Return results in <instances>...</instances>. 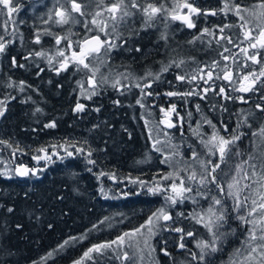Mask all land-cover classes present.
I'll use <instances>...</instances> for the list:
<instances>
[{
    "label": "trees",
    "instance_id": "trees-1",
    "mask_svg": "<svg viewBox=\"0 0 264 264\" xmlns=\"http://www.w3.org/2000/svg\"><path fill=\"white\" fill-rule=\"evenodd\" d=\"M222 1L207 7L218 12V19L200 23L193 20L195 27L188 28L183 22L172 20L166 12L158 14L150 26H146L142 12L132 9L130 0H125L129 10L135 11L136 18H127L125 28L120 26L119 21L108 22L107 37L117 47L107 55L101 53L100 59L106 61L104 65L96 58L90 59L92 67H100L97 81L101 76L107 77V83L99 84L91 99L80 93L84 76L91 75L87 69L78 71L75 65H71L66 71L58 73L59 65L48 62L47 57L55 44L53 40L66 35L49 26L55 19L57 2L38 12V16L33 15L34 25L30 23L29 39L32 43L39 31L41 43L32 44L28 50L26 43H22L17 35L23 31L13 25L14 16H8L6 10L2 12L0 23L12 25V33L7 41L14 44V49L23 59H18L16 66L21 68L22 73L18 71L14 77L6 79L8 85L11 83L14 86L10 87L12 95L6 94L5 100L15 98L0 118V141L6 142L0 143V264H75L93 245L114 240L118 235L139 227L160 208H164L173 219L169 222L161 220L156 229L158 234L150 245H154L153 248L156 246L158 251L155 249L151 255L143 254L142 261L136 252L133 258L135 264H200L192 259L191 253L199 254L196 242L210 239V234L201 224L188 218L197 209L193 207L192 211L189 207L192 199L171 205L165 199L168 192L153 193L149 188L171 184V180L163 181L160 177L187 165L191 167H188V172L180 171L181 177L186 178L192 168L199 171L196 167L198 164L190 159L193 150L199 153L200 159L212 158V161H217L218 157L210 155L200 143L201 137L208 139L213 132L206 120H211L220 134L226 137L234 132H244L246 141L237 142L240 150L239 145L243 142L246 143L245 148L249 149L253 143L252 132L264 125V112L256 108L258 103L263 102L264 96V88L259 86V82L255 92L233 91L239 87L243 75L253 71L259 73L264 66V56L258 58L262 60L261 64L245 60L240 49L249 45L243 40V30L238 26L242 21L232 11H222L226 2L253 9L260 0ZM81 2L83 15L87 18V5ZM137 3L141 7L149 3L157 7L161 5L159 0H137ZM48 13H51V20L48 18L47 21L49 25L45 23ZM73 15L76 17L77 14ZM70 20L72 22L73 19ZM73 22L81 23L77 18ZM257 23L249 20L248 27L257 30ZM114 24L116 32L112 30ZM224 25L233 27L225 28L220 33L219 27ZM74 27V23L66 24L68 38H77L79 33ZM205 28L213 34H202ZM71 30L77 34L69 36ZM256 34L257 31L253 33ZM0 35L4 36L2 33ZM222 36L225 39H221ZM227 37H231L233 43H228ZM79 44H74V49ZM56 46L60 50L61 47ZM225 48L230 51L225 52ZM41 50L46 55L35 56L34 53ZM254 51L249 48L250 54ZM223 56L230 59L225 61ZM173 61L184 63L176 67ZM214 61L219 62L216 68L211 67ZM169 65L168 70L163 71ZM225 65L233 72L231 83L216 78L222 77ZM202 68L204 71L200 72ZM209 70L213 71V79L205 83ZM157 75L158 80L155 79ZM177 75H184L186 79L179 81ZM193 75L198 78L191 80ZM201 76L203 79L199 78ZM116 79H120L121 83L114 88L112 83ZM21 81L25 85L22 91ZM147 83H151V88L144 91L152 95H143L144 107H141L136 101L141 99L142 93L136 85ZM220 87H224L231 97L243 96L247 104L239 99H223L216 94ZM205 88L209 91L205 98H201ZM170 91H191L200 95L170 97L166 95ZM245 94H250L251 98L247 99ZM77 103L85 106L82 112L75 111ZM173 104L176 111L170 118L175 127L167 128L160 123L165 119L160 109L167 111ZM37 108L41 111H36ZM248 113L254 115L248 116L247 124L237 128ZM52 122H55L54 128L46 127ZM225 126L227 132L224 131ZM194 130L200 135H196ZM156 139L161 141L158 145L161 152L153 149ZM254 139L255 144L260 145L255 150L261 154L264 143L259 142V136ZM78 148L84 151L77 152ZM89 151H92L91 156H88ZM67 152H73V155L68 156ZM173 152H179L182 156L173 155ZM165 156L171 157L169 163L161 162ZM247 158L230 157L228 163L222 164L217 171V178L225 187L223 196L215 185L208 186L210 192L208 188L203 189L207 198H204L199 209L209 206L212 196L222 198L228 210V220L222 231L233 233L222 242L218 252L207 258V264H233V261L242 260L247 254L244 251L247 225L236 219L237 213L227 199V183L236 174L235 165ZM88 160L95 163L90 164ZM173 162L175 165H172ZM21 167L30 170L27 176L8 174L9 169L16 171ZM32 171L36 174L32 175ZM224 172H228V176ZM196 187L193 183L194 191L187 195L202 199L203 196L196 195ZM9 208L13 210L9 212ZM177 227L185 232L192 231L194 236H184L182 241L183 234L172 230ZM65 241L68 243L65 244ZM182 242L186 245L183 249L179 247ZM237 249L242 250L241 256L235 255ZM119 251H128L131 256L135 250L125 247ZM165 251L168 255H165ZM92 255L94 259L84 258L82 264H133V261H124L122 257L116 258L117 253L111 249L103 256Z\"/></svg>",
    "mask_w": 264,
    "mask_h": 264
},
{
    "label": "snow or ice",
    "instance_id": "snow-or-ice-1",
    "mask_svg": "<svg viewBox=\"0 0 264 264\" xmlns=\"http://www.w3.org/2000/svg\"><path fill=\"white\" fill-rule=\"evenodd\" d=\"M71 4L73 11H81V5L77 3L76 0H71ZM130 7L142 12L145 17L146 26H150V22L155 19L158 14L167 12L172 20H180L184 24H186L188 28H194L195 23L193 22L191 17L193 14H201V10L197 7H194L193 4L189 2V0H183V2H180V0H176L173 9L170 12L163 4L157 7L154 4L149 3L146 7H141V5L137 3V0H130ZM253 8L258 9V11H252L248 8L242 7L239 4H235L234 2L231 4L226 2L222 11H232L233 14L236 15L240 21H242V23H240L238 26L243 30V40L247 41L249 45V47L247 48L240 49L245 57V60H250L253 64H261L262 60L258 59V57L261 56L260 50H264V0H260V3L253 6ZM177 9H187L188 12L182 15L179 11H177ZM5 10L8 16H12V14L19 11V8L14 4L13 0H0V12H3ZM106 11L111 14L110 19L114 22H116L118 19L120 21H123L125 17L133 15V13L129 10V5L125 3V0H116V2L107 7ZM242 12H248L258 21L256 25L258 32L256 35H253L254 29L248 27L249 21L245 18L244 15L241 14ZM209 14L216 15L217 13L215 11H212ZM55 15L59 17V19L56 21L58 24H66L69 22V17L62 9L57 10ZM96 16H101V13L97 12ZM49 19H51V16L49 17ZM46 22L47 21H45V23ZM92 23L97 26L99 32H103L106 36L108 35L106 31V29L108 28V24L105 21H97L94 18L92 20ZM230 27H233V25H224L223 27H219V32L223 33L225 28ZM112 30L113 32H116L115 24L113 25ZM202 34L212 35L213 33L210 29L205 28L202 30ZM62 39L66 38L57 37L56 44L59 45ZM195 39H199V37H196ZM221 39H225V37L222 36ZM226 39L228 40V43H233L231 37H227ZM8 43H11V41H6L3 36H0V53H3L6 50ZM34 43H41V35L39 31L35 35ZM69 47H71V45H69ZM115 47H117V45L111 40L101 39L100 35H95L85 39L83 43L80 44L79 51H72L71 56H66L65 51L58 49L56 52V56L61 57L62 59L59 61V68L57 69V72L59 73V71H66L69 68L70 64L75 65L78 71L87 69L91 73L87 80L89 88L85 89L82 83L80 84V87L81 94L86 95L88 99H91L92 95L96 94V89L98 88L99 84L107 83V77L101 76L100 81H97L96 76L97 73L100 72V67H92L88 62L89 58L95 57L99 60L101 65H104L106 64V61L100 59L101 53L107 55ZM249 48L256 51H254L252 54H249ZM224 51L228 52L230 51V49L225 48ZM34 54L37 57H44L46 55L43 50L36 51ZM223 59L227 61L230 59V57L223 56ZM48 60L49 63H52L53 57L49 56ZM12 62L14 65L16 64L14 58ZM172 63L175 64L176 67H180V65L184 62L180 61L179 63H176L175 61H173ZM19 66L23 67V65ZM170 66L171 65L166 66L163 71H167L168 67ZM218 66L219 62L214 61L211 67L216 68ZM244 66L246 67L247 65ZM203 71V68L200 69V72ZM120 75L123 76L124 74ZM149 75H151V73H149ZM197 78L198 77L196 75H193L191 77V80H196ZM199 78L203 79L202 76ZM216 78H222L225 81L231 83L233 79V72L228 68L227 65H225L222 69V77L217 76ZM262 78H264V66L261 67L258 74L253 71L243 75L241 80L239 81V87L234 88L233 91H238L241 93L255 92L258 90V82L259 86L261 88H264V79ZM125 79H127V77H125ZM155 79L158 80L159 75H157ZM176 79L179 81H184L186 77L184 75H177ZM212 79L213 71L209 70L207 72V80L205 81V83ZM120 83V79H116L112 83V87L115 88L120 85ZM8 86L13 87L14 85L10 83ZM20 86L22 91L23 87L25 86L23 81L20 82ZM136 87L140 88L142 93L141 99H137L136 103L141 107H144V104L142 102L143 95H152L151 92H145L144 90L145 88H151V83H147L143 86L137 84ZM208 91L209 89L205 88L203 90L204 95L201 98H205ZM216 94L221 96L225 100L239 99L242 103H247L243 96L231 97L227 95L226 89L224 87H220L218 93ZM166 95L170 97L177 95L191 96L200 95V93H194L191 91L178 93L170 91L167 92ZM262 100H264V96H262ZM116 103L119 102L117 101ZM84 107L85 106L83 104L77 103L75 111L82 112L84 110ZM196 107L197 110H199V105H197ZM256 108L261 112H264V104L258 103L256 105ZM96 110L99 111V109ZM4 111V102L0 101V116L4 115ZM36 111L41 110L37 108ZM160 111L164 113L165 116V119L161 120L160 123L165 124L167 128L175 127L169 117L176 111V106L173 104L167 111L163 108H161ZM251 115L254 114L248 113L247 115H245L244 119L237 124V128H239L241 124H247L248 116ZM206 123H208L212 127L213 132L208 139H203L201 137L200 143L204 145L210 155L218 157L217 161L214 162L211 159H200L199 153L193 150L190 159L199 165V171H197L195 168H192L191 172L186 176V178L181 177L179 172H188V167H191L190 165H187V162L185 161L187 165L185 168L179 169L175 172H170L160 177L163 181L171 180V184L158 185L156 187L149 188V191L153 193L168 192L169 194L165 197V199L170 202L171 205L182 203L186 199H192L193 202L196 203L197 201L194 199V197L187 195L194 191L193 183L197 185L195 189L196 195L204 196L205 198H207V195L203 191V189L208 188L209 185H215L221 196H223V194L225 193V187L218 180L217 171L221 169L222 164L228 163L230 157H240L243 155V152L239 149L237 144V142L240 141L242 136L244 135L243 133L237 134L236 132H234L230 137H226L220 134V131L216 128V125L213 124L211 120H206ZM55 126V122L46 125V127L51 128H54ZM248 127H251V125L248 124ZM224 131H228L227 126L224 127ZM194 132L196 135H200L197 130H194ZM165 135L167 136L168 134L165 133ZM251 135L253 137L259 136L261 138V142L264 143V125H262L258 131L252 132ZM0 143L6 142L0 141ZM253 143L255 147H260V145H256L255 142ZM160 144L161 141L159 139H156L153 143V149L157 152H161L162 149L158 147V145ZM173 147L175 148L176 146ZM40 151H44V149H40ZM76 151L83 152L84 149L78 148L76 149ZM67 155L72 156L73 152H67ZM91 155L92 151H89L88 156ZM173 155L182 156V154L179 152H173ZM261 157L262 158L260 159L259 165H257L256 163H249L250 161L256 159V157H254L252 154H249L247 160H244L241 163L235 165L236 174L231 176L230 182L227 183V197L232 198L233 200L232 210L237 213L236 219H238L242 224L249 226L246 229L248 235L245 240L244 249L247 254L244 255V258L242 260L233 261V264H264V152L261 153ZM36 159H40V157H36ZM170 160V156H165V158L161 162L169 163ZM88 163L94 164L95 161L88 160ZM245 164H248L249 168L251 169L250 174L248 171L244 170ZM258 167L259 171H257ZM29 172L30 170L24 167L18 168L16 170V173L19 176H27ZM241 172H243L242 179L251 180L252 183H244L241 186ZM35 174V171H32V175ZM223 174L225 176H228V172H224ZM101 175H105V173H101ZM257 177L258 179H255ZM177 181H179V183H177ZM140 183L143 184L142 181ZM253 185H258V188H254ZM245 189L249 190V192L247 195H243L242 197V193L245 191ZM210 191L211 189L208 188V192ZM211 199L212 203L206 210H204L203 212L194 210L188 217L192 219L196 224H201L210 234V239H201L196 242V247L199 249V254H197L196 252L191 253L192 259L200 262V264H207V258L212 254L218 252L220 250V245L222 244V242L229 235L233 234L231 232L222 231L228 220V210L224 203V200L222 198H217L216 196H212ZM217 206L219 207L217 208ZM12 210L13 209L11 208L8 209L9 212H11ZM180 215H183V213H181ZM172 219L173 217L167 211H165L164 208H160L151 216H149L144 224H141L139 227L134 228L131 231L124 232L122 235H118L114 240L93 245L84 253V257L81 260L76 261L75 264H82V260L84 258H87L89 260L94 259L92 255L93 253L103 256L109 249L117 253L116 258L119 259L122 257L124 261H133V264H135L133 258L136 255V252L143 253V248L140 247V240L137 239V237L143 238V245L149 250V255H151V252L155 251V249L150 245L149 241L156 234L155 229L158 226L159 221H170ZM101 223H103V221H101ZM93 227H95V225ZM172 230L183 234L181 236L182 241L184 239V236H194V233L192 231L185 232L183 228L177 227ZM67 243L68 241H65V244ZM113 246L116 247L114 248ZM61 247H63V245ZM125 247L134 249L135 251L133 252V255L130 256L128 251H119L120 249H124ZM179 247L183 249L186 247V245L182 242L180 243ZM242 254L243 253L241 249L236 250V256H241ZM49 255H51V253H49ZM165 255H168L166 251ZM140 260H143V255L140 256Z\"/></svg>",
    "mask_w": 264,
    "mask_h": 264
},
{
    "label": "rangeland",
    "instance_id": "rangeland-1",
    "mask_svg": "<svg viewBox=\"0 0 264 264\" xmlns=\"http://www.w3.org/2000/svg\"><path fill=\"white\" fill-rule=\"evenodd\" d=\"M34 2H32V3H34L33 5L31 4L30 5V9H31V11H29V14L33 17V15L36 17V16H38V12H40V11H43L44 10V8L45 7H48V6H52L53 4H54V2H57L58 3V7H57V10H63L64 12H65V14L69 17V20L70 19H73V20H76V18L77 19H79L80 20V22L81 23H77V24H75V22H73V20H72V22H70L69 21V23H70V25L72 24V23H74V25H75V29H77V32L79 33V34H77L76 32L74 33V31L73 30H71L72 32V34L71 35H69V36H72V35H75V34H77L76 35V39L75 38H68L66 35L68 34V32L69 31H66V30H68V28H65V26H66V24H58L56 21L59 19V17H57V16H55V19H54V21H53V24H50L49 25V23L48 22H46V24L47 25H49L50 27H52L53 29H56V30H60V31H63V32H65L66 33V35H64V34H62V37L61 38H66V39H62L61 40V43L59 44V46L61 47L60 48V50H63V51H65V54H66V56H71V51L73 50V51H79V49L78 48H76V49H74V44H78L81 40L82 41H84L85 40V38H87L88 36H90V35H100L101 36V38L102 39H108V40H111V38H108L103 32H99V30H98V28H97V26L96 25H94L93 23H92V20L95 18L97 21H105L107 24H108V22L109 21H111L112 22V20L110 19V13H108L107 11H106V9H107V7L108 6H110L112 3H114V2H116V0H76V2L77 3H79L80 5H81V11L80 12H76V11H73L72 10V4H71V0H33ZM81 1H83V2H85L86 3V5L87 6H85V9H86V11L85 12H87V11H89V13H88V16H87V18L83 15L84 14V9H83V7H82V2ZM107 1H108V3H107ZM57 3H55L54 5H56ZM98 3H99V6H98ZM159 3H161V4H163L167 9H168V11L170 12L172 9H173V7H174V5H175V3L173 4V6L172 7H170V3H168V0H166L165 2H164V0H162L161 2H159ZM93 4V5H92ZM53 5V6H54ZM66 6V7H65ZM179 9H177V11H178ZM250 10H252V11H258V9H250ZM97 12H100L101 13V16H99V17H97L96 16V13ZM81 13H83V14H81ZM133 13V15H131V16H129L130 18H132V19H135L136 18V15L134 14L135 13V11L134 12H132ZM37 14V15H36ZM73 14H77L76 15V17L73 15ZM166 14H168L167 12H166ZM242 15H244L245 16V18L249 21V20H252V21H256V22H258L256 19H254V17L253 16H251L248 12H243L242 13ZM47 16V17H46ZM45 17H46V21H48V18L51 16V13H48L47 15H46ZM15 17V16H14ZM129 17H125V19L123 20V21H120L119 19L117 20V21H119V23H120V26H122V27H124L125 26V23H127L128 22V20H127V18H129ZM51 20V19H50ZM116 21V22H117ZM31 22V24L32 25H34L33 24V21H30ZM114 22V21H113ZM108 26H109V24H108ZM71 27V26H70ZM12 27H9L8 25H5V24H3V26L1 27V31L3 32L2 34H4V35H8L9 36V34L8 33H10L9 32V30H12L11 29ZM72 28V27H71ZM109 28V27H108ZM107 28V29H108ZM125 28V27H124ZM78 29H80V30H78ZM106 29V30H107ZM0 31V32H1ZM255 31H257L258 32V29L257 30H255L254 29V32ZM93 32H95V34H93ZM253 32V33H254ZM1 36V35H0ZM4 37V36H3ZM57 37V36H56ZM60 37V36H59ZM54 41V43L56 44V38H55V40H53ZM112 41V40H111ZM247 42V41H246ZM248 43V42H247ZM32 44H34V41L31 43V45ZM53 45V49L51 50L52 52L48 55V57L49 56H52L53 57V60H52V63L51 64H58L59 65V61L62 59L61 57H58V56H56V52H57V49H56V45ZM30 45V46H31ZM69 45H71V47H69ZM29 46V47H30ZM59 49V48H58ZM249 54H250V52H249ZM264 56V55H263ZM47 57V58H48ZM95 59V57H90L89 58V63H90V59ZM259 58V57H258ZM93 61V60H92ZM48 62H49V60H48ZM70 65H72V64H70ZM73 66V65H72ZM88 74H90V72L88 71L87 72ZM241 75H242V73H241ZM85 76H87V74L85 75ZM84 76V80L82 81V84H85L84 85V88L85 89H87L86 87H87V85H88V83H87V80H88V76L87 77H85ZM207 80V79H206ZM85 82V83H84ZM2 83V82H1ZM80 93H81V88H80ZM14 96H13V98L11 99V100H3V102H4V104L7 106V105H10L11 104V102L12 101H14ZM247 104V103H246ZM259 104H264V100H263V102L261 101ZM0 118H1V116H0ZM169 119H171L170 117H169ZM163 120H164V118H163ZM171 121L173 122V120L171 119ZM243 134H244V132H242ZM244 137V135L242 136V138H241V140L240 141H238L239 143L241 142V141H246V139H244L243 138ZM251 139H252V141L254 142L255 141V139H254V137H252L251 136ZM259 142L260 143H262L261 142V139L259 140ZM246 145V143H242L241 145H239L240 147H241V150H242V152H243V155L242 156H240V157H247L249 154H252V153H254L255 155H253L254 157H256V159H254L255 160V162L254 163H256L257 165H259V162H260V159L262 158L260 155L261 154H258V152H257V150H255V146H254V144L253 143H251L249 146V149L247 150L245 147ZM248 153V154H247ZM207 157H210L209 155L207 156ZM13 159V158H12ZM36 159V158H35ZM212 159V158H211ZM218 159V158H217ZM172 160H173V157H172ZM253 160V161H254ZM13 161H14V159H13ZM172 165H175L174 164V162L172 163ZM244 166H246V164L244 165ZM196 167L197 168H199V165H196ZM246 169V171H248V172H251V170H250V168L247 166V167H244V170ZM257 171H259V167L257 168ZM12 173L13 174H15L16 173V171L15 170H8V174L9 175H12ZM242 177H243V172H241V176H240V178H241V186L244 184V183H252V181L251 180H245V181H243V179H242ZM255 179H258V177L257 178H255ZM253 187L254 188H258V185H253ZM248 192H249V190H247V189H245V191L242 193V197H243V195H247L248 194ZM205 197L203 196V198L202 199H197V198H195V200L198 202V204H196V203H194L193 202V200H192V202H191V204L192 205H190L189 207H191V209H192V211H193V207L194 208H197L195 211H198V212H203L204 210H206L209 206H207V205H205V208L203 209H199V207H200V205H202L203 203V201H205V199H204ZM227 199L231 202V204L233 205V200H232V198H229V197H227ZM249 204H250V201H249ZM160 222L161 221H159V224H158V226L156 227V229L159 227V225H160ZM203 227V226H202ZM249 226L247 225V228H248ZM204 228V227H203ZM155 229V232H156V234L150 239V241H149V243L157 236V232H158V230H156ZM205 229V228H204ZM206 230V229H205ZM209 234V233H208ZM247 235H248V233H247ZM246 235V236H247ZM137 239H139L140 240V247L141 248H143V253H140V252H138V255L139 256H141V255H143V254H146V255H149V250L147 249V248H145L144 247V245H143V238L142 237H137ZM152 253V252H151ZM140 259V258H139Z\"/></svg>",
    "mask_w": 264,
    "mask_h": 264
},
{
    "label": "flooded vegetation",
    "instance_id": "flooded-vegetation-1",
    "mask_svg": "<svg viewBox=\"0 0 264 264\" xmlns=\"http://www.w3.org/2000/svg\"><path fill=\"white\" fill-rule=\"evenodd\" d=\"M162 0H159V2H161ZM166 0H164L165 2ZM14 4L19 8V11L12 14V16L14 17V22L21 31L20 33H17V35L20 37V40L22 43H26V50H28L29 46L31 45L30 42V35H31V22L32 21V16L29 14V11H31L30 9V5L34 4L32 2H34L33 0H13ZM176 2V0H168V3H170V7L173 6V4ZM180 2H183V0H180ZM190 3L193 4L194 7H197L201 10V14L199 15H192V20H195L196 23H200V22H206V21H215L216 19L219 18V14L218 12H216V15H211L209 13H211L213 10L210 8H207L208 6H213L216 5L217 3H221L223 2L222 0H189ZM203 9V10H202ZM180 12V14H186L188 12L187 9H179L178 10ZM2 14V12H0V15ZM6 17V16H5ZM227 17V16H226ZM221 18H223L221 16ZM6 19H8V17H6ZM227 19V18H226ZM179 21V20H178ZM182 22V21H181ZM184 24V23H183ZM3 25L0 23V29ZM9 27H12V25H8ZM1 31V30H0ZM11 34L12 31L9 30ZM0 33H3L2 31ZM23 33V37L21 38V34ZM8 35H4V39L7 41ZM80 44H82V40L80 41ZM79 44V46H80ZM79 46L77 47L79 49ZM73 51V50H72ZM71 51V53H72ZM264 55V50H261V56ZM260 56V57H261ZM13 58L16 61V64H13ZM20 59L22 60L23 57L20 55V53H18L15 49H14V44L12 43H8L6 50L3 53H0V101L5 100V96L6 94H9L10 96L12 95L13 91L11 90L10 87H8V84L6 82V79H11L12 77H14L18 71H20V73H22L21 68L18 69L17 66V60ZM71 66V65H70ZM2 82V83H1ZM245 96H247V99L251 98L250 94H245ZM7 106H5V108H7Z\"/></svg>",
    "mask_w": 264,
    "mask_h": 264
},
{
    "label": "bare ground",
    "instance_id": "bare-ground-1",
    "mask_svg": "<svg viewBox=\"0 0 264 264\" xmlns=\"http://www.w3.org/2000/svg\"><path fill=\"white\" fill-rule=\"evenodd\" d=\"M179 21H180V20H179ZM88 86H89V85H88ZM167 222H169V221H167ZM168 224H169V223H168ZM152 246H154V245H152ZM155 247H156V246H155ZM155 247H154V249H156ZM159 249H161V248H159ZM156 250H157V249H156ZM157 251H158V250H157ZM159 251H160V250H159ZM162 252H163V250H162Z\"/></svg>",
    "mask_w": 264,
    "mask_h": 264
},
{
    "label": "water",
    "instance_id": "water-1",
    "mask_svg": "<svg viewBox=\"0 0 264 264\" xmlns=\"http://www.w3.org/2000/svg\"><path fill=\"white\" fill-rule=\"evenodd\" d=\"M92 36H95V35H90V36H88L87 38H90V37H92ZM87 38H85V39H87ZM102 39V38H101ZM82 43H83V41H82Z\"/></svg>",
    "mask_w": 264,
    "mask_h": 264
}]
</instances>
